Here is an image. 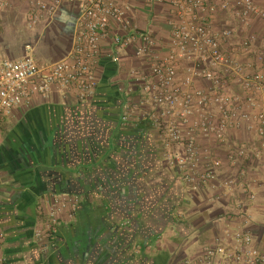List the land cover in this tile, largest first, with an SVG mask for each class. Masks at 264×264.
<instances>
[{
  "label": "crops",
  "instance_id": "0c3cea01",
  "mask_svg": "<svg viewBox=\"0 0 264 264\" xmlns=\"http://www.w3.org/2000/svg\"><path fill=\"white\" fill-rule=\"evenodd\" d=\"M253 1L264 9V0ZM116 2L127 7L131 26L154 37V54L166 56L172 7ZM31 10L23 0H9L2 12L0 65L21 60L28 47L41 64L63 61L72 52L80 2L65 0L33 28ZM212 24L217 30L235 28L227 52L242 66L252 65L253 72H264L256 55L264 52V20L244 27L231 10L219 8ZM133 33L110 27L95 67L94 97L83 101L74 88L54 84L46 96L35 95L0 121V226L6 234L1 255L7 264H182L216 237L238 231H250L264 248V150H257L254 125L230 128L222 144L200 139L203 151L222 160L220 182L232 179L235 187L219 188L218 182L192 192L165 162L164 141L153 122L158 110L138 80L151 76V61L137 56L142 41L129 48L114 43L116 36ZM251 36L256 39L250 51L237 53L236 45ZM194 66V60H184L179 79ZM227 76L232 92L243 94L234 76ZM195 85L211 89L204 79ZM209 111L218 125L219 109L213 105ZM240 148L249 157L233 161ZM69 197L77 199L76 212L60 215L51 239L40 242L36 230L48 226L50 205Z\"/></svg>",
  "mask_w": 264,
  "mask_h": 264
},
{
  "label": "built area",
  "instance_id": "2783aa9c",
  "mask_svg": "<svg viewBox=\"0 0 264 264\" xmlns=\"http://www.w3.org/2000/svg\"><path fill=\"white\" fill-rule=\"evenodd\" d=\"M31 7L28 25L34 27L46 17L55 15L65 0H23ZM82 6L79 30L72 52L57 63H39L27 49L18 61L5 60L0 65V121L30 102L35 95L46 96L54 84L74 88L81 100L94 97L97 90L95 67L101 54V46L113 24L134 33L118 35L114 43L119 48H129L142 41L137 56L151 61V76L138 78L143 81V91L158 110L153 122L164 141V158L169 169L181 175L184 184L192 192L216 185L223 168L222 160L203 151L200 139L210 138L216 144L225 142L230 128L238 129L243 122L254 125L259 137L258 151L264 150V72H253L252 65L242 66L227 52L235 38V28H214L212 21L219 8L231 10L239 25L249 27L256 19L264 20V9L253 0H144L147 7L168 3L174 18L170 21L171 43L166 56L153 52L156 44L149 33H141L127 20L128 9L116 0H77ZM9 6V0H0V18ZM256 37L251 36L234 48L237 53L250 51ZM257 58L264 68V52ZM184 60H194L195 66L179 79L178 68ZM209 61V68L202 64ZM233 75L243 94H235L230 88L228 76ZM204 79L210 90L195 85ZM219 109L216 125L209 111ZM130 118L127 106L123 122ZM233 161L247 159L246 149H237ZM219 188L232 190L235 182L228 179ZM252 201L254 195H250ZM77 209V199L56 200L49 208V224L36 230L40 242L51 239L56 232L59 216ZM6 234L0 226V264H7L1 255ZM47 248V247H46ZM182 264H264V248L257 246L250 231H238L231 236L216 237L213 244L205 246L197 257Z\"/></svg>",
  "mask_w": 264,
  "mask_h": 264
}]
</instances>
